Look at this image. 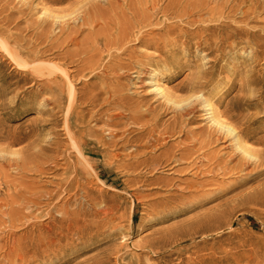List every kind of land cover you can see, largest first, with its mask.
Instances as JSON below:
<instances>
[{
  "label": "bare ground",
  "instance_id": "6f19581e",
  "mask_svg": "<svg viewBox=\"0 0 264 264\" xmlns=\"http://www.w3.org/2000/svg\"><path fill=\"white\" fill-rule=\"evenodd\" d=\"M113 1L121 4L115 7ZM245 1L252 3L254 0H193L176 17L196 26L197 30L192 34L199 53L207 48L220 52L216 56L219 58L237 55L239 49L242 57L254 58L264 39L238 26L240 22L236 19L244 22L252 11V4L242 6ZM20 3L25 9L18 17L13 18L10 14L9 18L0 19V54L4 58L2 61H8L0 66L9 65L22 73L12 84L15 89L20 88V84L37 86L35 93L27 92L31 94L29 107L50 118L39 120L31 128L30 135L25 133L27 137L37 136L35 133L57 121L58 114L63 117L62 126L69 146L62 155L58 150L53 151L55 156L48 161L49 170H62L68 184H62L54 191L26 185L24 179L44 170L38 162L48 149L33 140L30 144L33 152L28 159H22L19 152L11 150L17 145L14 137L0 125V161L7 169L0 171V264L53 263L73 255L88 241L102 240L103 245L118 235L127 237L130 231V228L121 226L120 220L124 218L116 215L117 208L108 209L102 201L92 199L91 189L84 183L87 177L96 174L98 165L94 158L102 154L106 169L115 168L120 160L135 159L133 152L126 155L110 153V149L116 148L120 142H128L127 137L133 133L126 129L116 140L118 133L112 127L127 115L121 111H103L107 107L120 110L117 93L109 88L85 92L75 89L74 81L84 79L81 84L86 87L91 80L103 75L110 83L120 79L130 69L129 65L117 62L122 56L118 47L131 34H136L137 39L148 20L130 12L129 0H44L38 3L22 0ZM48 4L53 8L47 7ZM64 5L68 7L58 8ZM36 15L38 18L34 19ZM11 29L15 30L14 34ZM133 29L138 31L132 32ZM173 41L187 45L186 35H177ZM28 44L44 45V49L37 54L25 52L23 47ZM144 44L151 49L161 48L146 41ZM202 59L206 56L203 55ZM248 60H252L251 63L257 61ZM248 74L239 88L243 95H235L227 111L219 113L194 89L185 99H173L158 86L156 71L148 73L152 92L178 112L182 125L195 109H199L214 130L216 141L227 140L229 153H225L224 159L202 153V158L210 163L207 166L209 173L241 176L249 169L264 171V91L256 88L260 77ZM2 81L5 82L6 78ZM7 89L2 90L0 97L6 96ZM18 91L11 100H19ZM77 105L89 107V118L95 123H103V126L94 129L85 125L84 116L77 113ZM132 112L139 110L130 111L128 119L138 121L141 117ZM252 124H260L261 128H249ZM204 146L199 143L197 152ZM248 200L257 202L264 209V183ZM186 241L181 235L165 237L163 242L166 245L162 248H155L154 243L147 242L142 245L140 253L125 257L120 254V249L108 248L92 260L77 264H160L161 260L153 262L151 259L160 256L164 247H175ZM248 248L241 255L228 251L227 260L264 264V244H251ZM186 251L190 250L177 251L176 254L180 256ZM210 259L207 255L188 256L182 264H207Z\"/></svg>",
  "mask_w": 264,
  "mask_h": 264
},
{
  "label": "rangeland",
  "instance_id": "374dc122",
  "mask_svg": "<svg viewBox=\"0 0 264 264\" xmlns=\"http://www.w3.org/2000/svg\"><path fill=\"white\" fill-rule=\"evenodd\" d=\"M43 1L35 0L37 3ZM192 1L129 0L130 12L148 20L137 39L136 34H131L118 47L122 56L117 62L129 65L130 70L112 83L104 75L94 78L86 87L81 84L84 79L74 81L75 89L85 92L109 88L117 93L122 108L107 107L103 111H121L127 115L112 127L118 133L116 140L122 137L126 129L133 133L127 137L128 142H120L116 148L110 149V153L126 155L133 152L135 159L120 160L115 168L106 169L102 154L94 158L98 165L96 174L87 177L84 183L91 189L92 199L102 201L108 209L117 208L116 215L124 218L120 220L121 226L130 228V231L127 237L118 235L103 245L102 240L88 241L69 257L41 264H77L92 260L108 248L120 249L124 257L136 255L144 243H154L155 248H162L166 245L163 242L165 237L177 235L188 241L175 247H164L160 256L151 259L153 262L161 260L160 264H182V260L188 256L207 255L212 258L207 264H243L228 261V251L241 255L251 244H264V209L257 202L248 200L264 183V171L249 169L241 176L209 173L207 166L210 163L202 158V153L224 159L225 153H229L227 140L216 141L214 130L199 109H195L182 125L178 112L152 92L147 79L149 71H156L158 86L176 100L185 99L193 89L197 90L219 113L227 111L235 95H243L239 88L248 73L252 77H260L256 88L264 91V44L257 48L254 58L242 57L239 49L237 55L219 58L216 56L220 52L207 48L199 53L192 34L196 32V26L176 17ZM20 2L22 0H0V19L9 18L10 14H13V18L18 17L19 12L25 9ZM116 2L113 1L115 7L121 4ZM250 4V15L244 22L240 19H236V22L264 39V0L245 1L242 6ZM47 7L53 8L49 4ZM137 31L133 29L132 32ZM11 33L14 34L15 30L11 29ZM177 35H186L187 45H183L182 41H173ZM144 41L158 44L161 48H147ZM43 46L28 44L23 49L37 54L43 51ZM203 55L206 59H202ZM3 59L0 54V64L8 63ZM248 59L257 61L251 63L252 60ZM0 76V93L8 88L6 96L0 97V125L17 143L11 150L19 152L22 159H28L33 152L30 147L33 140L48 149L38 162L44 170L24 179L26 185L54 191L58 186L68 184L62 170H49L48 161L55 156L53 151L58 150L62 155L69 146L62 126L63 117L58 114L57 121L47 124L44 130L35 133L37 136L27 137L25 133L30 135L31 128L39 120L50 119L47 114L29 107L31 94L27 92L35 93L37 86L20 84V88L15 89L12 84L18 81L22 73L9 65L0 66ZM4 77L5 82L2 81ZM17 90L20 92L19 100H11ZM102 98H105V94H102ZM76 110L84 116L88 127L100 129L103 126V123H95L89 118V107L77 105ZM129 110H139L132 114L141 118L138 121L128 119ZM249 128H261V125L252 124ZM199 143L205 146L197 152ZM4 165L0 161V171L7 170ZM182 250L190 251L180 256L176 254Z\"/></svg>",
  "mask_w": 264,
  "mask_h": 264
}]
</instances>
